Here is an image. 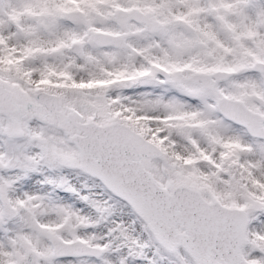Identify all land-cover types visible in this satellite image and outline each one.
Wrapping results in <instances>:
<instances>
[{
    "label": "snow or ice",
    "instance_id": "1",
    "mask_svg": "<svg viewBox=\"0 0 264 264\" xmlns=\"http://www.w3.org/2000/svg\"><path fill=\"white\" fill-rule=\"evenodd\" d=\"M0 264H264V0H0Z\"/></svg>",
    "mask_w": 264,
    "mask_h": 264
}]
</instances>
